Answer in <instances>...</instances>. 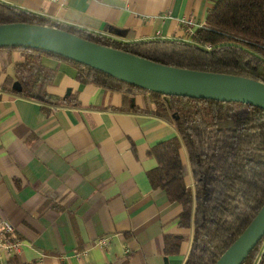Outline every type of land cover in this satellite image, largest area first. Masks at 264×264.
<instances>
[{"label":"crops","instance_id":"obj_1","mask_svg":"<svg viewBox=\"0 0 264 264\" xmlns=\"http://www.w3.org/2000/svg\"><path fill=\"white\" fill-rule=\"evenodd\" d=\"M106 37L134 42L189 39L180 20L204 23L217 0H1ZM21 60L0 50V84ZM56 69L48 93L58 105L0 87V220L13 227L18 252L0 251V264H182L191 229L177 226L180 206L151 190L147 150L176 136L154 116L130 111L125 97L74 80L75 69L42 56ZM182 159L186 162L184 151ZM187 185L191 179L186 177ZM181 239L164 254L163 236ZM104 237L105 245L95 240Z\"/></svg>","mask_w":264,"mask_h":264},{"label":"trees","instance_id":"obj_2","mask_svg":"<svg viewBox=\"0 0 264 264\" xmlns=\"http://www.w3.org/2000/svg\"><path fill=\"white\" fill-rule=\"evenodd\" d=\"M16 22L54 27L165 66L235 75L264 84V0H217L202 27L189 39L118 41L0 0V24ZM0 50L20 54L12 77L0 84L20 97L58 105L72 103L71 94L62 98L47 92L56 74V69L41 64V57L47 56L74 68L77 83L139 97L140 105L130 111L157 117L173 127L176 136L147 150L155 166L145 175L151 190L163 191L168 202L180 206L177 226L191 229L182 264H214L260 209L264 202L262 109L240 102L147 91L39 49ZM188 175L191 185L186 183ZM180 242L178 236L165 234L164 254H178ZM240 264H264V235Z\"/></svg>","mask_w":264,"mask_h":264},{"label":"water","instance_id":"obj_3","mask_svg":"<svg viewBox=\"0 0 264 264\" xmlns=\"http://www.w3.org/2000/svg\"><path fill=\"white\" fill-rule=\"evenodd\" d=\"M0 47L50 52L162 95L240 102L264 111V84L259 81L165 66L54 27L22 22L0 24ZM263 235L264 202L214 264H240Z\"/></svg>","mask_w":264,"mask_h":264},{"label":"built area","instance_id":"obj_4","mask_svg":"<svg viewBox=\"0 0 264 264\" xmlns=\"http://www.w3.org/2000/svg\"><path fill=\"white\" fill-rule=\"evenodd\" d=\"M183 33L187 37H191L195 30L202 27L191 16H187L180 20ZM13 227L6 220H0V251L7 255L14 254L19 251L21 242L12 236ZM97 245H105L106 239L104 237L95 240Z\"/></svg>","mask_w":264,"mask_h":264}]
</instances>
